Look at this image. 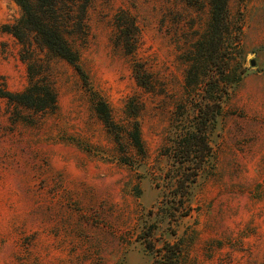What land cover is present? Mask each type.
I'll list each match as a JSON object with an SVG mask.
<instances>
[{"label": "rangeland", "instance_id": "rangeland-1", "mask_svg": "<svg viewBox=\"0 0 264 264\" xmlns=\"http://www.w3.org/2000/svg\"><path fill=\"white\" fill-rule=\"evenodd\" d=\"M227 9L240 26L244 73L208 131V159L180 194L183 167L167 147L193 120L191 106L176 105L188 50L208 25L207 0H90L81 28L68 22L64 36L118 141L72 65L33 39L25 50L4 30L21 9L0 0L7 89L29 83L31 64L56 94L51 112L19 108L32 123L15 121L0 98V264H152L164 241L179 246L176 264H264V0H228ZM127 20L129 52L117 27ZM135 63L151 90L136 83ZM130 100L141 104L130 110L139 109L142 151L128 134Z\"/></svg>", "mask_w": 264, "mask_h": 264}, {"label": "trees", "instance_id": "trees-1", "mask_svg": "<svg viewBox=\"0 0 264 264\" xmlns=\"http://www.w3.org/2000/svg\"><path fill=\"white\" fill-rule=\"evenodd\" d=\"M21 9V17L4 30L10 33L27 51H31L32 39L38 45L47 48L56 56L68 62L78 72L85 87H89L86 72L81 67L77 53L70 47L65 36V27L75 23L81 28L85 10L90 0H13ZM78 1V2H77ZM209 4V21L205 32L198 36L188 50L184 75L182 98L176 106H191L193 120L191 124L178 127L182 132L167 147L174 162L183 167L184 173L177 178L176 188L183 192L195 180L203 163L211 153L208 131L222 114V102L237 85L244 73L238 64L240 44V26L230 19L227 9L228 0H207ZM77 7V8H76ZM121 44L125 51L134 38L132 21L117 24ZM79 28V29H80ZM240 54V53H239ZM238 65V66H236ZM29 83L19 91L7 89L0 77V98H4L15 109V121L32 123L25 116L18 114L24 108L35 115L51 112L56 108V94L48 79L28 66ZM136 83L145 90L152 89L150 75L138 63L133 65ZM93 95L91 101L96 116L104 127L113 133L118 141V130L107 103L98 94L88 88ZM183 101V102H182ZM126 114L130 120L128 132L133 146L142 151V142L136 117L141 106L130 100L126 105ZM147 247L153 249L148 241ZM156 257L152 264H176L180 254L176 243L164 241L156 248Z\"/></svg>", "mask_w": 264, "mask_h": 264}, {"label": "water", "instance_id": "water-1", "mask_svg": "<svg viewBox=\"0 0 264 264\" xmlns=\"http://www.w3.org/2000/svg\"><path fill=\"white\" fill-rule=\"evenodd\" d=\"M249 64H250L251 66H253V65H254V60H253V59H250V60H249Z\"/></svg>", "mask_w": 264, "mask_h": 264}]
</instances>
